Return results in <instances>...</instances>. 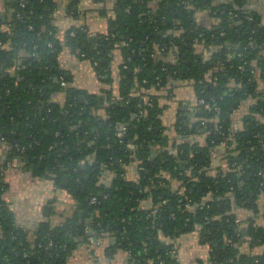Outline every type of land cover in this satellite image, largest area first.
Here are the masks:
<instances>
[{"label": "trees", "instance_id": "1", "mask_svg": "<svg viewBox=\"0 0 264 264\" xmlns=\"http://www.w3.org/2000/svg\"><path fill=\"white\" fill-rule=\"evenodd\" d=\"M94 1L111 14L108 32L74 26L61 43L55 0H4L0 264H70L89 232L112 239L108 249L124 253V264H177V241L191 233L208 246L209 264H264V22L252 0H112L109 9ZM64 48L111 87L119 48L117 95L110 88L101 102L72 87ZM179 81L195 103L177 108L181 139L171 144L161 96L169 100ZM221 145L225 167L213 172ZM18 162L58 188L68 178L70 218L53 226L49 200L31 234L15 225L5 171Z\"/></svg>", "mask_w": 264, "mask_h": 264}, {"label": "crops", "instance_id": "2", "mask_svg": "<svg viewBox=\"0 0 264 264\" xmlns=\"http://www.w3.org/2000/svg\"><path fill=\"white\" fill-rule=\"evenodd\" d=\"M57 8L53 14V24L56 29V37L62 43L66 31L70 27H83L92 37L106 34L109 30L107 15L101 14V6L94 0H55ZM75 1V4L72 3ZM106 8L109 9L112 0H106ZM72 5V6H71ZM251 5L260 11L264 22V0H252ZM72 7V12L67 8ZM10 11L5 9L4 0H0V21L4 23ZM75 14V15H74ZM207 13H198L197 20L200 23H208ZM110 60V72L114 82L111 87L108 83H103L94 71L93 65L89 61L81 60L68 49H63L59 55L60 67L68 72L72 78L71 86L85 91L87 94L97 96L104 100L106 90L112 88L117 95V82L119 79L118 66L121 63L122 54L119 48L112 51ZM104 96V97H103ZM64 101V96H60ZM162 104L167 105L163 112V123L167 130V135L171 138V144L177 141L174 131L175 112L177 108L182 107L183 110L187 106L195 103L192 87L188 82H177L174 85L172 96L168 100L165 95L161 96ZM173 141V142H172ZM223 149V148H222ZM218 155H214L213 170L219 167L224 168L223 161L224 151L215 150ZM7 160V152L5 146H0V168ZM133 165L128 168V171ZM131 173V172H129ZM5 182L8 190L4 200L8 209L14 215L15 225L29 233L34 231L35 227L44 220L42 209L49 200H54L55 214L51 217L53 226L62 224L73 214L71 197L62 185L58 188L50 179L37 178L30 173L23 172L20 163L7 165L5 171ZM63 182V181H62ZM64 183V182H63ZM67 183V182H65ZM261 214L264 212V203L261 205ZM240 220L241 217H239ZM31 234V233H30ZM111 241L105 239L100 244L85 242L77 251L73 253L69 259L70 264H124L127 257L120 250L113 255L109 251ZM243 248H245L243 246ZM209 248L202 245L199 241L197 233L186 234L177 241L176 260L178 264H209Z\"/></svg>", "mask_w": 264, "mask_h": 264}, {"label": "built area", "instance_id": "3", "mask_svg": "<svg viewBox=\"0 0 264 264\" xmlns=\"http://www.w3.org/2000/svg\"><path fill=\"white\" fill-rule=\"evenodd\" d=\"M240 69L243 70V67H240ZM61 84H62L63 87H66V84L65 83L62 82ZM235 126H236V124L233 126L234 127V130H236ZM118 136H121V134H118ZM212 164H213V159L211 160V165ZM92 203H95V199L92 200ZM241 222H243V221H241L239 218H238V220H236V224H237L238 228L243 227L245 225L244 222L243 223H241ZM88 234H89V236H88L87 240H88V242L90 244L91 243L99 244V242H94V237H93V234L94 233L93 232H89Z\"/></svg>", "mask_w": 264, "mask_h": 264}, {"label": "flooded vegetation", "instance_id": "4", "mask_svg": "<svg viewBox=\"0 0 264 264\" xmlns=\"http://www.w3.org/2000/svg\"><path fill=\"white\" fill-rule=\"evenodd\" d=\"M250 8L251 9H253V10H255L256 12H258L259 14H260V11L259 10H256L255 8H253L251 5H250ZM261 15V14H260ZM179 82H183V81H179ZM101 101V100H100ZM179 139H181L180 137H178ZM223 149H224V147H223ZM224 152H225V149H224ZM211 167H212V165H211ZM219 168H222V167H219ZM213 169V168H212ZM216 169H218V168H216ZM216 169H214L213 170V172L214 171H216ZM93 237H94V235H93ZM107 239H109L110 241L112 240V239H110V238H107ZM105 239H99L98 241L94 238V242H99V244L101 243V242H103ZM111 243H112V241H111ZM110 245V244H109Z\"/></svg>", "mask_w": 264, "mask_h": 264}, {"label": "water", "instance_id": "5", "mask_svg": "<svg viewBox=\"0 0 264 264\" xmlns=\"http://www.w3.org/2000/svg\"><path fill=\"white\" fill-rule=\"evenodd\" d=\"M100 100H102V99H100ZM80 101H83V98H82V97L80 98ZM67 181H68V178H67V177H64V178H63V182H64V183L62 182V185H63V186H66L67 183H65V182H67ZM245 232H246V230H245V228H243V229H242V233L245 234ZM82 240H83V239L81 238L80 241H82Z\"/></svg>", "mask_w": 264, "mask_h": 264}, {"label": "rangeland", "instance_id": "6", "mask_svg": "<svg viewBox=\"0 0 264 264\" xmlns=\"http://www.w3.org/2000/svg\"><path fill=\"white\" fill-rule=\"evenodd\" d=\"M222 145L221 146H218L217 148H215V149H213V151H212V153H213V155H212V159L214 160V155H218V153L216 152V154H215V150H218V149H221V150H223L224 151V149H222ZM213 163H214V161H213Z\"/></svg>", "mask_w": 264, "mask_h": 264}]
</instances>
